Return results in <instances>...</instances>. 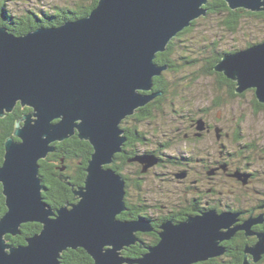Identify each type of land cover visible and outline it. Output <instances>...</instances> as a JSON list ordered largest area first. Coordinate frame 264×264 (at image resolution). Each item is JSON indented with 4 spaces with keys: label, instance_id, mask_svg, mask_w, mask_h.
Returning a JSON list of instances; mask_svg holds the SVG:
<instances>
[{
    "label": "water",
    "instance_id": "95a60500",
    "mask_svg": "<svg viewBox=\"0 0 264 264\" xmlns=\"http://www.w3.org/2000/svg\"><path fill=\"white\" fill-rule=\"evenodd\" d=\"M208 1L98 0L86 16L21 35L0 25V117L17 103L30 108L4 142L0 264H61V253L78 247L94 264H193L222 254L221 242L237 228L250 232L258 219L231 227L237 212L208 209L162 222L158 242L143 246L136 233L152 230L149 223L118 217L127 210L126 180L111 166L126 141L121 121L162 94L152 90L154 76L167 68L156 54L206 15ZM224 1L232 10L264 11V0ZM213 68L235 82L236 93L252 88L264 104V40L221 54ZM75 134L92 147L84 183L73 189L75 202L53 209L42 196L39 160ZM133 160L142 171L158 162L153 154ZM25 222L40 223V231L24 244L7 242ZM257 237L242 264L264 253V234ZM136 243L146 249L141 257H124L121 250Z\"/></svg>",
    "mask_w": 264,
    "mask_h": 264
},
{
    "label": "rangeland",
    "instance_id": "374dc122",
    "mask_svg": "<svg viewBox=\"0 0 264 264\" xmlns=\"http://www.w3.org/2000/svg\"><path fill=\"white\" fill-rule=\"evenodd\" d=\"M81 2L85 3L87 0H5L4 3L12 13L22 14L28 9L43 10L56 5L64 6ZM224 18V14L210 11L208 15L198 17L192 27L178 36L177 45L169 55L178 63L182 62L183 59L191 62L181 64L177 68L167 67L162 70L163 78L169 82L168 94L159 107H154L155 110L152 111L150 117H145L137 122L130 120L129 125H136L138 130L142 131L147 138L148 144L139 145V149L151 151L160 149L166 154L163 157L167 155L169 157L174 156L184 146H190L192 147L190 148L191 151L198 152V154L196 153L197 157L206 158V150L215 153L218 150L214 133L204 134L203 137L194 139L192 137L194 130L188 128V124L190 120L201 115L211 122L215 121L219 111L222 122L225 120L224 116L227 117V132L232 136L238 130L241 132L238 141L241 144L249 145L248 149L251 154L246 159L249 162L247 169L250 172L257 171L261 174L259 180L253 183L264 187V108L256 104L252 88H248L242 93L234 91V95L231 96L227 93V105L225 107L213 108L207 115L203 111L211 105L213 99L220 100L222 96L221 88L215 86L214 74L207 76L201 74V69L207 70L205 66L206 60L210 59V49L215 47L219 51H226V49L230 51L233 48H244L248 42H256V40L264 38L262 19L242 13L236 28L230 31L222 25ZM158 96L160 95L152 98L150 102L156 100ZM185 133L188 134L187 139L184 138ZM226 142L230 149L234 148L233 137L227 138ZM160 143L168 144L160 148ZM262 147L263 149H261ZM154 157L156 158L155 155ZM125 166L122 171L133 179L138 167ZM172 172H177V170H174L169 162H164L163 165L153 163L148 166L147 170L141 173L143 179L141 189H136L133 181L129 186L130 201L139 202V200L144 199L151 205L149 210L154 215L160 216L169 211L176 212L178 210L176 204L186 207L187 196L192 198L193 195L205 193V191L202 193L183 191L184 185L188 187L192 184V181L189 182V180L193 179L194 173H189L186 178H176ZM200 174L203 176V182L206 183L207 178L204 177L206 172L201 171ZM181 179L188 181L182 183ZM224 180L227 181V186L234 190V194L249 196L251 201L255 202L254 192L242 191L240 185L223 175L219 176L218 184L225 183ZM218 184H215V191H209L208 194L217 196L219 194L217 191L223 190L225 192L221 194L225 196L227 190L219 187ZM144 234L147 238L148 232L145 231ZM215 257L227 260L225 252Z\"/></svg>",
    "mask_w": 264,
    "mask_h": 264
},
{
    "label": "trees",
    "instance_id": "16d2710c",
    "mask_svg": "<svg viewBox=\"0 0 264 264\" xmlns=\"http://www.w3.org/2000/svg\"><path fill=\"white\" fill-rule=\"evenodd\" d=\"M5 0H0V25L6 26L8 30L15 35L24 34L32 29L41 26H54L59 25L65 21L75 20L86 16L97 4L98 0H87V2L75 3L71 5L64 6H54L50 9H28L22 14H14L12 11L8 10L5 6ZM207 8L206 15L210 11H215L216 13L224 14V19L222 20V25L226 30H234L240 20L242 13L247 14L252 17L260 18L264 22V11L251 12L246 9L237 8L232 10L228 8L224 0H209L205 5ZM196 22V19L192 21L189 27L184 28L180 31L176 37L172 38L169 42L167 49L163 52H158L155 57V61L161 65H166L169 68H177L181 64H186L191 61L183 59L182 62L178 63L176 59H172L171 52H173L174 47L177 45L176 41L178 36L187 31ZM264 39V38H262ZM260 41V40H256ZM254 42H248L245 47L253 44ZM240 49V48H239ZM238 48H233L230 51H236ZM211 55L210 59L206 60V71L201 69V74L207 76L209 74L217 75L213 70V66L220 59V55L224 53V50H216L215 47L210 49ZM170 56V57H169ZM202 75V76H203ZM219 78L223 81H227V84L231 90L232 95H234L235 82L226 78L222 74H218ZM152 90L157 92L161 91L162 94L156 98V100L147 103L146 105L138 108L136 113L135 122L150 117L154 107H159L160 103L164 100L169 92V82L163 78L162 74L159 76H154ZM236 95V94H235ZM256 104L264 108V104L257 101L255 97ZM30 111L29 107L22 106L17 103L11 112L6 113L3 117H0V164L3 160L4 155V142L6 138L12 134L16 120L22 115ZM131 137L134 140L133 146L127 150L125 154L120 156L118 153L115 154V160L111 164L113 168H117L118 172L126 180V193H125V205L127 207L126 211L121 212L118 217L120 219H130L138 221H147L152 227V231L148 232V237L146 238L143 232H137L136 235L140 239L143 246H152L156 244L159 240L157 231L162 222L167 219H173L175 222H179L185 218L186 213L181 214L172 213V215H154L150 210V204L144 199L139 200V202H132L129 199V186L133 181V185L136 189H141L142 183V166L136 165V161L133 160L135 156L139 153L137 148V143L139 141H144V133L138 130L137 126L134 125L131 129ZM54 150L49 152L46 158L40 159V170L39 174L42 178V184L45 187V191L42 192L43 199L51 206L53 209H57L65 204H70L76 201L73 189L83 185L85 179V168L87 166V161L92 153V147L88 141L80 139L76 134L72 135L62 141H56L53 143ZM172 163L180 164L181 162L174 157L171 159ZM125 165L138 167L136 174L133 179L128 174L124 173L122 170ZM62 175V179L59 178ZM186 202V211L191 212V207L196 206L198 210L205 209L204 203L198 201V197L188 198ZM209 206L212 205L211 203ZM6 210L4 204V196L1 194L0 188V211L3 213ZM151 212V213H149ZM150 214V215H149ZM41 229V224L38 222H25L20 225V233L16 235H5L7 242L17 244H24L27 237L39 232ZM146 251L138 243L124 247L121 253L124 257L130 260H136L141 257V255ZM222 259L211 258L209 259V264H227L222 262ZM61 264H94L93 259L90 255L82 248L78 247L76 249H67L61 253L60 256ZM205 264V263H201Z\"/></svg>",
    "mask_w": 264,
    "mask_h": 264
},
{
    "label": "flooded vegetation",
    "instance_id": "af4514ba",
    "mask_svg": "<svg viewBox=\"0 0 264 264\" xmlns=\"http://www.w3.org/2000/svg\"><path fill=\"white\" fill-rule=\"evenodd\" d=\"M264 39H261L260 41H263ZM257 41V42H260ZM256 43V42H254ZM227 52L224 50V53ZM223 54V53H222ZM221 57V55H220ZM214 67V66H213ZM214 70V68H213ZM215 71V70H214ZM218 74H222L221 72H217ZM215 75V86L220 87L222 96L220 97V100L213 99L211 101V105L204 109L205 115L210 113V110L213 108H218L221 106L227 105V93H229V96L232 95L231 90L227 84V81H223L221 78H219V75ZM225 76V75H224ZM226 77V76H225ZM227 78V77H226ZM254 91V89H252ZM255 94V93H254ZM138 111V110H137ZM137 111L130 116H127L121 121V128L124 130V134L126 136V141L124 142L122 146V151L118 152L120 156L125 154L128 149H130L133 146L134 140L131 137L130 129L133 126H130V120L136 121V113ZM225 120L221 121V116L218 111V114L216 115L215 121H209L208 118L201 115L196 119L190 120V123L188 124V128L193 129L192 137L194 139H199L204 136V134H210L214 133L216 137V142L218 143V150L217 153L210 152L206 150V158H200L196 155L198 154L197 151L194 153L188 146H184L183 148L179 149L177 153L174 156L169 157H163L166 154H164L160 149L158 150H148V149H139V153L137 155H148V154H154L158 160L156 163L157 165H163L164 162H169L174 170H177V172H172V174L176 178H180L177 176V174L185 172V175L182 178L188 177L189 173L193 174V179L189 180L192 181V184H190L188 187L186 185L183 189L184 192L187 191H193V193H202L205 191V193H202V195H193V197H198V201L200 203H204L205 209L198 210L196 206L191 207V212L188 213L186 211V207L176 204V207L178 210L176 212L169 211V215H172V213H178L181 214L183 212L186 213V215L189 214H196L208 209H216L217 211H226V212H237L236 221L233 222L231 227H238L243 224V222L249 218L251 219H258L256 222H253L250 226V232H247L245 229L237 228L233 235H231L229 238L223 240L221 244L225 248V253L227 254V260H221L222 262H226L227 264H242L244 259V250L247 246L253 245L257 242L258 237L257 234H264V187L263 186H257V184L253 183L256 180H259L260 173L257 171L250 172L247 167H249V162L246 161L250 157L249 152V145L247 144H241L238 141L239 136H241V132L238 130L235 131L232 136L229 132H227V117H225ZM202 119L204 128L202 130L197 129V120ZM233 137L234 139V148H229L227 146V138ZM184 138H188V134H184ZM146 137H144V141H139L137 145H147ZM168 143L162 144L160 143V148L163 146H167ZM232 145V144H231ZM248 149V151H247ZM263 149V147L261 148ZM247 151V152H246ZM175 158L179 160L180 164H175L171 162L172 158ZM115 160V158H114ZM245 160V161H244ZM136 161V160H134ZM114 162V161H113ZM136 165H141L143 168V164L139 161L135 162ZM201 169V170H200ZM149 171V170H148ZM201 171H205L206 174H204V177L207 178L206 183L203 182V176L200 174ZM136 172V171H135ZM225 176L228 177L230 180H234L238 185L242 187V191H251L255 193V202H252L251 198L249 196H245L243 194L236 195L234 194V190L231 187H228L226 184V180H224L222 184L219 183V176ZM241 176V177H238ZM245 179V180H244ZM180 181V180H179ZM188 180H182L181 182L184 183ZM208 185L206 186V184ZM215 184H218L219 187L223 188L224 190H227V194L225 196H222V192L218 190L217 193H219L217 196L208 194L209 191L213 192L215 191ZM221 185V186H220ZM203 188V189H202ZM192 197V198H193ZM254 197V196H253ZM189 196H187V199ZM186 199V202L188 201ZM216 205V206H209V204ZM126 211V210H125ZM167 213V214H168ZM185 215V217H186ZM185 219V218H184ZM183 219V220H184ZM168 220V219H167ZM181 221V220H180ZM153 232V230H150ZM146 231V232H150ZM159 231V229H158ZM157 231V234H158ZM145 233V232H143ZM134 245V244H132ZM252 258V257H250ZM211 259V258H209ZM209 259L204 261H198L193 264H209ZM206 261V262H205ZM252 261V260H251ZM252 264H264V253L261 254L259 259L257 261H252Z\"/></svg>",
    "mask_w": 264,
    "mask_h": 264
}]
</instances>
